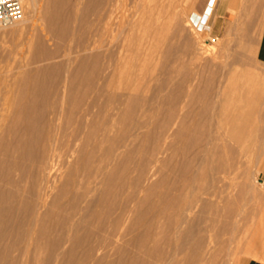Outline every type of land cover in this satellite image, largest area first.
Returning <instances> with one entry per match:
<instances>
[{"label":"bare ground","instance_id":"obj_1","mask_svg":"<svg viewBox=\"0 0 264 264\" xmlns=\"http://www.w3.org/2000/svg\"><path fill=\"white\" fill-rule=\"evenodd\" d=\"M22 2L20 31L29 13L43 24L28 35L31 55L0 101V264L264 258L262 232L232 245L244 206L215 198L241 150L257 168L233 196L257 193L264 74L235 67L251 61L252 44L229 46L237 51L229 56L206 43L205 27L191 19L203 16L195 0ZM243 20L229 30L248 32L258 21Z\"/></svg>","mask_w":264,"mask_h":264},{"label":"rangeland","instance_id":"obj_2","mask_svg":"<svg viewBox=\"0 0 264 264\" xmlns=\"http://www.w3.org/2000/svg\"><path fill=\"white\" fill-rule=\"evenodd\" d=\"M195 1L197 2L196 5H197V8L199 10V14H203V16L201 17L197 13H193L191 16L193 23L200 30L203 29V27H205V33H207V34L209 33L210 29L212 28V24H214V30L212 32V36H210L209 34H208L209 35L208 36L205 33H204L205 35H203V39H207L206 43H210L209 45H211V44L216 45V47H218V49H219V47H220V49L221 48L226 49V50H228V52L230 54L231 53L234 54V52L237 53V51H239L240 48H242V46L243 47H245L247 45L251 46V44H252V46H251L252 49L250 48L249 51H247L248 52L247 55L249 56L251 61L253 59L254 61H257V63L251 62L249 60L250 63L248 61H246V64L245 63L235 64V67L239 66V68H237V70L242 71L244 74H246L248 76L254 77L256 74H258L260 72L259 74L263 78L264 70H261V69H264V63L261 62L259 57H258V45H259L258 42L260 41V38H261V34H262L261 32H263L259 29H260V27L262 28V30L264 28V16H262L264 14V8H260V7H263L264 3L262 2L263 5L260 3V5H261L260 6L259 2H257L258 0L257 1L254 0L257 3H253L254 2L253 1L252 2L253 4L251 3L252 6L251 5L248 6V4H250L251 0H250V2H249V0H246L248 4L246 3L244 5L247 7V8H245L244 6H241V4H243L242 2H240L241 0H238V3L236 5L238 7H236V6L230 7L228 4L229 0H217L216 1V7L214 8V15L211 17L209 22H207V20H208L207 17L212 12V4H213L214 0H195ZM37 2L39 4L43 3L42 0H37ZM255 4H257L258 6H256ZM23 7H24V16L26 17V15H27L26 10L27 9H26L25 4ZM240 7H241V10L238 11L240 9ZM259 10H262V15H259V14H261V11L259 12ZM233 13H234V15L235 14L236 15L233 16ZM250 15L254 16V18L256 20H258V21L260 20L263 23V25L260 24L258 21H255L253 28H249L248 32L246 31V32L241 33V31H240L241 34L239 32H236L235 30H229L230 29L229 23H232L233 21L238 22L239 20H240L239 22H241V20H243V19L247 20V18ZM40 16H41L40 13H34L32 15H31V13H29V16H28L29 19L26 23H24V25L26 27L23 30L21 29V31L17 27L18 26L17 24H16V26H15V24H12L10 26L0 27V98H1L0 101L3 100V98L7 94L8 89H9V85L13 79V76L15 75L14 73H17L18 70L24 69V67H21V64H23L22 62L26 57L31 55V52L26 50V48H27L26 39H27L28 35H30V33L33 31V28H34V31H37V30L40 31V28L43 24V21H42ZM243 21H242V24H243ZM246 23H247V21H246ZM234 24H236V22H234ZM257 24H258V26H257ZM259 25H260V27H259ZM255 29H256V31H258V32L260 31V32L257 33L256 31H254ZM228 30H229V32H228ZM250 30L254 31L257 35H259L258 36L259 39H256L255 36H257V35ZM225 32H227L228 34ZM232 33H234V34H232ZM226 34H227V36H226ZM254 34H255V36H254ZM220 36H221L222 40H221ZM222 36H226V37H222ZM245 37H246V39L250 38L249 42H248V40H244ZM252 37L255 38L257 41L255 40V42H254ZM250 40H253V42ZM225 41H227V42H225ZM221 42L224 44H221ZM256 42H257V44H256ZM253 43H255L256 45H254ZM245 44H247V45H245ZM235 45H237V46H235ZM229 46L235 47L237 49V51H235V48H233L234 49L233 50ZM25 50L28 52H26ZM228 52L226 51L227 55H228ZM230 54H229V56H234V55H232V54L230 55ZM248 56H247V58H248ZM254 58H256V60ZM253 63H255V64L253 65ZM245 65H247V66L249 65V66L245 67ZM251 65H253V66H251ZM229 103L230 102H228V104ZM259 106L264 112V100L259 104ZM91 119L92 118H90V121H91ZM258 119L259 118H254V121L257 122ZM262 120H263V122H261V124H262V126H264V117ZM119 126L122 127L123 125L119 124ZM262 161L263 162H261V164H260L261 170L258 171V173H255L254 176H251V181L256 179L253 182L258 187H255L254 183H252V185H253V188L255 187L254 189L257 190V193H253V192L248 191L246 193L238 195L237 196L238 198H234V196H233L234 195L233 192H235L237 189L241 188L244 185V183H245V172L248 170L257 168L256 163L253 159V156L252 155L247 156L246 152H244L242 150L237 155L235 165L231 167L230 172L227 174H221L219 181L217 183V187H216L217 196L215 197L216 199H222L225 201L226 199L230 198L232 200H236V202L240 206H244V209L246 210V213L241 212V211H237L238 213L241 212L240 222H239L240 224H239V228L237 229V232H236V235H237L236 240H235L236 242H234L232 244L233 246L236 245L237 241H241L242 244L246 245L247 242L249 241V238H250V237L249 238H247V237L249 235H251L253 232H255L257 234L262 232L264 234V183H262V182H264V160H262ZM256 175L258 176V178H256L257 177ZM253 177H255V178L253 179ZM220 219L222 221H224L225 216L223 214H221ZM215 232L213 233V235L215 234ZM218 232H216V233H218ZM242 255H243L242 258L245 259V261L242 264H248L249 261H251L253 264H264V258L260 257L259 255H257L253 251H250L249 253L244 252V254H242Z\"/></svg>","mask_w":264,"mask_h":264},{"label":"built area","instance_id":"obj_3","mask_svg":"<svg viewBox=\"0 0 264 264\" xmlns=\"http://www.w3.org/2000/svg\"><path fill=\"white\" fill-rule=\"evenodd\" d=\"M24 17L22 0H0V27L10 26Z\"/></svg>","mask_w":264,"mask_h":264},{"label":"crops","instance_id":"obj_4","mask_svg":"<svg viewBox=\"0 0 264 264\" xmlns=\"http://www.w3.org/2000/svg\"><path fill=\"white\" fill-rule=\"evenodd\" d=\"M264 30V28H263ZM261 41V42H260ZM260 43L258 45V57L264 63V31L262 32Z\"/></svg>","mask_w":264,"mask_h":264}]
</instances>
